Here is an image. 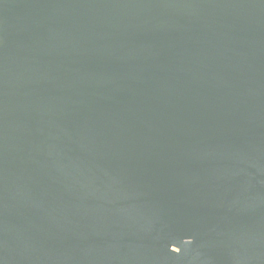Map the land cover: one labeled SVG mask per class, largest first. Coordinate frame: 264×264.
<instances>
[{"label": "water", "instance_id": "1", "mask_svg": "<svg viewBox=\"0 0 264 264\" xmlns=\"http://www.w3.org/2000/svg\"><path fill=\"white\" fill-rule=\"evenodd\" d=\"M0 264H264V0H0Z\"/></svg>", "mask_w": 264, "mask_h": 264}]
</instances>
